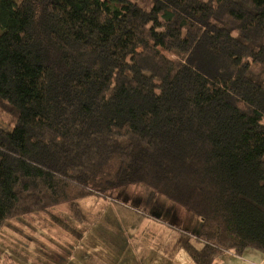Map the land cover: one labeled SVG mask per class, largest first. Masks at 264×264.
Returning a JSON list of instances; mask_svg holds the SVG:
<instances>
[{
  "label": "trees",
  "instance_id": "obj_1",
  "mask_svg": "<svg viewBox=\"0 0 264 264\" xmlns=\"http://www.w3.org/2000/svg\"><path fill=\"white\" fill-rule=\"evenodd\" d=\"M0 110V232L143 185L264 258V0H0Z\"/></svg>",
  "mask_w": 264,
  "mask_h": 264
},
{
  "label": "rangeland",
  "instance_id": "obj_2",
  "mask_svg": "<svg viewBox=\"0 0 264 264\" xmlns=\"http://www.w3.org/2000/svg\"><path fill=\"white\" fill-rule=\"evenodd\" d=\"M14 123L12 115L0 110V127L10 132ZM106 194L80 201L81 221L67 204L8 221L0 232V264H68L78 251L69 263L77 264V257L86 253L85 247H94L95 254L104 256L94 258L95 264L104 259L113 264H134L129 245L137 240L135 233L160 228L173 231L174 245L181 249L183 237L200 245L196 240L200 218L179 204L162 195L151 196L143 185L119 187Z\"/></svg>",
  "mask_w": 264,
  "mask_h": 264
},
{
  "label": "crops",
  "instance_id": "obj_3",
  "mask_svg": "<svg viewBox=\"0 0 264 264\" xmlns=\"http://www.w3.org/2000/svg\"><path fill=\"white\" fill-rule=\"evenodd\" d=\"M86 236V235H85ZM137 240L130 243L134 264H195L185 249H181L178 245H174L173 231L155 229L150 232H137L135 237ZM170 239H172L170 241ZM91 246L93 243H90ZM86 253L77 257V264H95L94 258H103L101 254H95L94 247H85ZM70 256L68 264L76 259L77 253ZM134 252V253H133ZM60 255H64L63 253ZM85 257V260H84ZM106 258V257H105ZM262 253L249 249L242 255L233 252H224L213 264H263ZM58 263V262H57ZM101 264H113L106 259ZM126 264V263H124ZM127 264H131L130 262Z\"/></svg>",
  "mask_w": 264,
  "mask_h": 264
}]
</instances>
